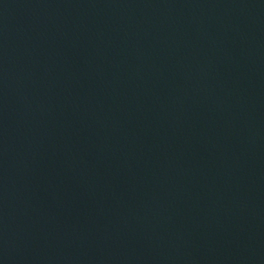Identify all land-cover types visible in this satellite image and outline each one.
I'll list each match as a JSON object with an SVG mask.
<instances>
[{"label": "water", "instance_id": "95a60500", "mask_svg": "<svg viewBox=\"0 0 264 264\" xmlns=\"http://www.w3.org/2000/svg\"><path fill=\"white\" fill-rule=\"evenodd\" d=\"M0 264H264V0H0Z\"/></svg>", "mask_w": 264, "mask_h": 264}]
</instances>
